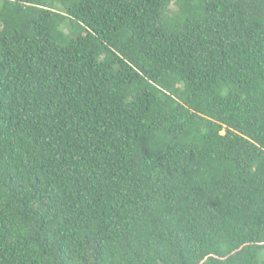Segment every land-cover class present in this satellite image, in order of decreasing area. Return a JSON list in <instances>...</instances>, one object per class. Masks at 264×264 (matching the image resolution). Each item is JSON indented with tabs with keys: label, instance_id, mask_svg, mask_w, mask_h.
Returning <instances> with one entry per match:
<instances>
[{
	"label": "trees",
	"instance_id": "1",
	"mask_svg": "<svg viewBox=\"0 0 264 264\" xmlns=\"http://www.w3.org/2000/svg\"><path fill=\"white\" fill-rule=\"evenodd\" d=\"M0 264H264V0H0Z\"/></svg>",
	"mask_w": 264,
	"mask_h": 264
}]
</instances>
